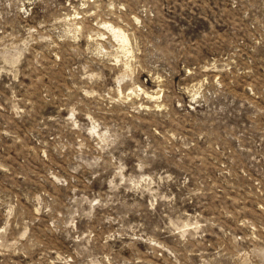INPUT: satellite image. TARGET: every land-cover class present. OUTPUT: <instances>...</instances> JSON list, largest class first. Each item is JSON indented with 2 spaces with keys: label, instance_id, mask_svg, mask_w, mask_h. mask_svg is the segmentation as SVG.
Wrapping results in <instances>:
<instances>
[{
  "label": "rangeland",
  "instance_id": "1",
  "mask_svg": "<svg viewBox=\"0 0 264 264\" xmlns=\"http://www.w3.org/2000/svg\"><path fill=\"white\" fill-rule=\"evenodd\" d=\"M0 264H264V0H0Z\"/></svg>",
  "mask_w": 264,
  "mask_h": 264
},
{
  "label": "bare ground",
  "instance_id": "2",
  "mask_svg": "<svg viewBox=\"0 0 264 264\" xmlns=\"http://www.w3.org/2000/svg\"><path fill=\"white\" fill-rule=\"evenodd\" d=\"M111 32L113 34V36L117 39H119V41L122 44H126L127 42V37L123 34V32L120 29H116L115 27L110 26Z\"/></svg>",
  "mask_w": 264,
  "mask_h": 264
}]
</instances>
